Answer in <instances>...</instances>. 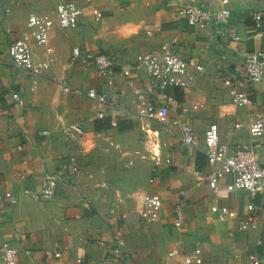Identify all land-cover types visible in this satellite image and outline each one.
<instances>
[{"label":"crops","instance_id":"crops-1","mask_svg":"<svg viewBox=\"0 0 264 264\" xmlns=\"http://www.w3.org/2000/svg\"><path fill=\"white\" fill-rule=\"evenodd\" d=\"M11 1L10 13L0 11V91H20L23 105H10L9 113L0 115V250L10 241L20 250L18 264H185L184 255L200 242L203 264H252V254L264 264V194L251 198L247 191L231 190L229 176L214 193L207 179L193 173L211 170L204 153L186 146L169 127L136 114L137 90L147 85V72L136 65V57L170 44L205 70L189 88L160 90L155 102L170 107L171 119L188 123L201 147L212 123L219 125L229 150L240 143L259 144L256 156L264 166V137L249 132L253 121H264V80L239 85L253 100L243 108L232 105L225 84L230 75L243 78L247 54L264 53V31L256 33L253 19L264 12V0H218L215 7L229 8L231 19L204 29L178 15L176 0H0V7ZM65 2L83 8L79 25H55L45 45L31 40L37 62L52 59L51 68L37 78L16 68L9 46L29 36L30 16L53 12ZM95 11L102 12L101 20ZM76 46L112 54L119 71L128 65L135 69L107 87L94 64L69 66ZM34 79L37 88L31 91ZM61 83L81 93H67ZM90 88L106 92L115 104L106 109L104 120L97 116L103 108L87 96ZM135 120L137 131L159 132L156 155L137 152L132 140L124 141ZM76 126L80 132L72 129ZM47 175L59 178L58 188L51 199L41 200L37 194ZM151 193L161 196L163 209L160 219L148 222L142 211ZM251 202L259 226L231 234L234 223L219 221L220 207L237 208L243 215ZM178 214L181 223H176ZM118 233L120 258L109 251Z\"/></svg>","mask_w":264,"mask_h":264},{"label":"built area","instance_id":"built-area-1","mask_svg":"<svg viewBox=\"0 0 264 264\" xmlns=\"http://www.w3.org/2000/svg\"><path fill=\"white\" fill-rule=\"evenodd\" d=\"M175 9L178 15L185 19L191 26L204 29L211 26H221L229 23L232 11L227 7L216 8L218 0H176ZM225 4L228 0H222ZM15 1H11L0 11L10 13ZM84 14L83 8L76 2H65L57 5L53 12L43 14H33L30 16L27 28L28 37H20L13 40L9 46V55L13 65L16 68L27 70L34 78L44 76L45 71L50 69L53 60H42L37 62L36 53L31 45L34 40L39 45H45L49 41L51 29L56 25L62 29L75 28L79 25L81 16ZM96 20L103 18L101 11H95ZM254 28L257 34L264 31V12L253 14ZM92 63L96 66L99 75L105 80L107 87H114L118 76L130 77L135 67L128 65L122 70H117V61L112 54L104 52H93L86 48L76 46L73 48L69 61V66L77 64L87 65ZM136 65L147 72V85L137 90V116L146 121H156L169 127L182 142L188 146L200 150L206 156L207 164L211 170L206 172L200 169L193 170V173L200 179H207L210 188L214 193L218 192L220 181L229 176L232 179L231 190H244L250 194L251 198L259 194H264V166L258 161L256 156V146L259 144L240 143L233 150L221 142L220 128L217 123H212L205 131L204 147L199 144L198 137L193 128L180 118L171 119L170 107L167 104H157L154 100L155 95L166 87L189 88L197 75L202 73L205 67L194 58H184L177 54L170 44H163L160 49L150 53H142L136 57ZM244 76L230 75L225 84L230 88L232 105L235 108L248 107L253 104L252 98L245 89L239 88V85L255 84L264 80V53L247 54L244 62ZM63 89L67 93H81L80 90L72 88L64 83ZM37 88V81L31 86V91ZM87 96L103 109L99 110L97 116L104 120L108 116L109 108L114 107V102L109 98L106 92L99 91L98 88H90ZM10 105H23V97L20 91H0V115L9 113ZM112 126H117V120L110 121ZM72 129L80 132L78 126ZM72 129L65 130L67 136L72 135ZM147 133V142L151 145V153L157 154L156 148H159L160 134L151 128L145 130ZM249 132L253 138L264 137V121H253L249 126ZM42 135H48V131L40 132ZM261 142V141H260ZM148 144V146H149ZM24 146H19L23 150ZM76 162V157H72ZM78 170V167H74ZM23 177V175H22ZM59 178L53 175H47L42 183V189L37 194L41 200L51 199L57 192ZM185 195V191H181ZM9 200L15 203L17 200L13 194L9 193ZM4 196L0 194V200ZM163 201L159 194L151 193L145 198V204L142 211L143 217L148 221H156L161 218ZM180 213V205L177 206ZM218 219L221 222L232 221L234 224L231 234L238 232H247L256 229L259 226V216L253 202L247 205V211L241 215L237 208L224 205L219 209ZM182 216L178 214L176 223H181ZM117 244L110 248V253L117 258L121 257L123 242L121 234H117ZM0 264H18L20 250L10 241L5 240L1 246ZM172 251L170 255L176 254ZM252 264H261L257 255L250 256ZM185 264H203V246L197 243L192 252L184 255Z\"/></svg>","mask_w":264,"mask_h":264},{"label":"rangeland","instance_id":"rangeland-1","mask_svg":"<svg viewBox=\"0 0 264 264\" xmlns=\"http://www.w3.org/2000/svg\"><path fill=\"white\" fill-rule=\"evenodd\" d=\"M141 124H142V121H141ZM137 125H138V121L135 120V122L131 124L132 128L130 129L131 132L127 135L128 139L124 138V141L129 143L132 140V145H135V148H136L135 150L137 152L140 151L142 153H146V152L150 153L149 147L151 148V145L147 142V133L146 131H144V129L137 131L136 129V127H138ZM136 139H138V141ZM156 150H158V148H156Z\"/></svg>","mask_w":264,"mask_h":264},{"label":"water","instance_id":"water-1","mask_svg":"<svg viewBox=\"0 0 264 264\" xmlns=\"http://www.w3.org/2000/svg\"><path fill=\"white\" fill-rule=\"evenodd\" d=\"M263 71H264V69H263Z\"/></svg>","mask_w":264,"mask_h":264}]
</instances>
